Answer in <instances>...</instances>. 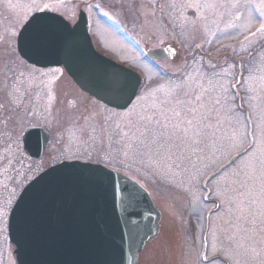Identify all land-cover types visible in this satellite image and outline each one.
Masks as SVG:
<instances>
[{"label": "rangeland", "instance_id": "1", "mask_svg": "<svg viewBox=\"0 0 264 264\" xmlns=\"http://www.w3.org/2000/svg\"><path fill=\"white\" fill-rule=\"evenodd\" d=\"M36 2L72 24L83 10L95 49L137 72L143 84L119 111L79 90L62 68L26 64L14 54L16 36L38 10L33 0H0V83L8 73L16 83L11 93L0 90V162L9 157L3 133L11 123L18 134L41 126L50 135L41 158L26 159L17 150L1 169L0 209L7 212L27 181L50 165L101 164L136 180L161 212L158 235L137 264H197L205 252L215 264H264V34L257 31L256 7L237 10L234 0ZM249 2L258 6L260 0H240ZM155 48H169L170 55L176 50L179 58L146 59L145 51ZM193 50L198 56L189 62ZM182 82L220 98L210 127L161 142L129 123L137 118L128 113L149 108L153 92L163 96L161 86ZM4 230L0 224V264H13Z\"/></svg>", "mask_w": 264, "mask_h": 264}, {"label": "water", "instance_id": "2", "mask_svg": "<svg viewBox=\"0 0 264 264\" xmlns=\"http://www.w3.org/2000/svg\"><path fill=\"white\" fill-rule=\"evenodd\" d=\"M187 14L195 16L194 11ZM36 16L54 17L59 24L41 25L51 40L39 51L27 43L32 29L25 31L23 25L16 37L22 60L39 69L62 68L82 92L109 108L130 106L142 78L96 51L83 10L73 25L47 10L27 21ZM169 55V48L145 52L153 61ZM118 81L135 85L122 99L111 87ZM49 138L44 128H25L23 154L39 159ZM160 219L148 192L126 175L99 164L62 161L22 188L10 210L7 232L14 264H136L157 237Z\"/></svg>", "mask_w": 264, "mask_h": 264}, {"label": "snow or ice", "instance_id": "3", "mask_svg": "<svg viewBox=\"0 0 264 264\" xmlns=\"http://www.w3.org/2000/svg\"><path fill=\"white\" fill-rule=\"evenodd\" d=\"M231 6L237 10L245 6L248 8L256 7L261 17L257 31L264 34V0H260L258 6L252 5L250 2L244 5L240 3V0H234ZM33 7L40 12L52 10L48 3L41 4L37 3L36 0H33ZM235 18L240 19L239 16ZM251 21L252 17L249 14V25H251ZM45 22L59 24L54 17L36 16L29 21H23L25 31H28L29 28L32 29L26 38L27 43L36 48L37 51L41 50L51 40V37L41 30V25ZM61 27L66 28V25ZM111 87L117 96L122 99L125 95H128L130 90L135 88V85L125 81H118ZM159 91L163 92V96H157L153 92L152 103L149 108L142 107L140 112H135V109H133L128 115L131 117L135 114L137 118L135 122L130 119L129 123L134 126L139 124L145 133H155L156 138L161 142L171 141L172 136L176 133L186 135L189 131H195L196 134L203 132V130L211 126L210 120L220 112V108L217 107V105H221L219 97L212 98L208 96L206 98L194 89L186 87L183 82L171 89H164L161 86ZM130 98L129 95L128 99L130 100ZM137 99L142 101L144 97L140 96ZM215 254V251H213V255ZM197 264H215V261L210 259L209 254L205 252L198 257Z\"/></svg>", "mask_w": 264, "mask_h": 264}, {"label": "flooded vegetation", "instance_id": "4", "mask_svg": "<svg viewBox=\"0 0 264 264\" xmlns=\"http://www.w3.org/2000/svg\"><path fill=\"white\" fill-rule=\"evenodd\" d=\"M53 11V10H52ZM56 12V11H54ZM60 14V13H58ZM62 15V14H61ZM63 16V15H62ZM64 17V16H63ZM65 18V17H64ZM66 19V18H65ZM77 20V19H76ZM68 21V20H67ZM69 22V21H68ZM76 22V21H75ZM74 22V23H75ZM73 23V24H74ZM70 24H72L70 22ZM264 44V42H263ZM199 52V51H198ZM177 53L178 51H175V54L172 55V58H168V59H171L172 61H176L177 60ZM197 52H195L194 50L191 51V53L187 56V59H190L189 62H191L192 60L195 62L196 61V58L198 56V54H196ZM14 54L15 56L17 55V50H16V45L14 47ZM200 54H202L200 52ZM27 64V63H26ZM14 77L15 75L13 73H8L7 75H5L2 79V82L0 83L2 86L0 87V90L1 91H6V93H11L12 92V89L15 87L16 83L14 81ZM29 127V126H27ZM26 127V128H27ZM41 127V126H39ZM25 129V128H24ZM23 129V130H24ZM22 130V132H23ZM22 132L21 134H18V129L17 127L14 125V124H10L8 126V130H6V132L3 133V136L5 137H9V142L8 144L6 145V147H3V152L5 151L6 152V149L8 150V158H7V161L5 162H0V173L1 175H3V173L1 172V169H4V165L6 163H12V159L15 160V155L17 153V145H16V141H17V138L19 137L20 138V149H22V146H21V136H22ZM1 136V135H0ZM50 141V140H49ZM49 144V143H48ZM48 147V146H47ZM24 156V155H23ZM26 157V156H25ZM28 158V157H26ZM2 195H0V199H1ZM9 212H10V208L7 212H4L3 209H0V224L2 225V227L4 226L5 230H4V234H5V240H6V244H7V248L10 249L11 251V247H10V244H9V241H8V233H7V223H8V216H9ZM2 241V238H0V243ZM10 255H12L10 253ZM13 264H14V261H13Z\"/></svg>", "mask_w": 264, "mask_h": 264}, {"label": "trees", "instance_id": "5", "mask_svg": "<svg viewBox=\"0 0 264 264\" xmlns=\"http://www.w3.org/2000/svg\"><path fill=\"white\" fill-rule=\"evenodd\" d=\"M179 55H180V53H178V55H177V58H179ZM16 145H17V150L19 151V153L21 152V149H20V139L19 140H17V143H16ZM23 156V155H22ZM24 158H26L25 156H23ZM27 159V158H26Z\"/></svg>", "mask_w": 264, "mask_h": 264}]
</instances>
